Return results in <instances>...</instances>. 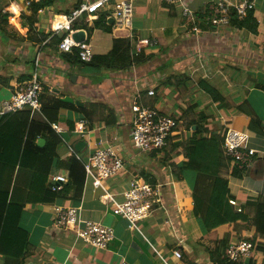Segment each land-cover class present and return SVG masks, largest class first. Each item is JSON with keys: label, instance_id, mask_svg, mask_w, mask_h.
Segmentation results:
<instances>
[{"label": "crops", "instance_id": "0c3cea01", "mask_svg": "<svg viewBox=\"0 0 264 264\" xmlns=\"http://www.w3.org/2000/svg\"><path fill=\"white\" fill-rule=\"evenodd\" d=\"M78 1L55 0L45 7L39 13L32 35L48 34L47 27L53 19L71 11ZM218 1L186 0L193 11L189 16L184 15L182 6L167 4L165 0H134L136 14H142L144 24L140 33L133 28L132 38L113 28L111 32L94 29L90 36L84 29L93 57L108 54L119 38L129 39L137 52L139 38L156 41L142 48L152 57L120 70L70 63L58 46L49 44L50 40L45 44L46 40L41 44L32 42L27 39L29 27L24 19L31 15L27 1L0 0V13L4 15L0 18V105L11 98L17 84L31 76L39 53L41 103L43 107L45 104L48 117L55 118L62 128V132H57L63 140L57 147L58 157L66 161L76 153L85 163L95 150L112 144L123 158L124 168L104 182L108 191L121 201L122 191L131 179L140 177L159 185L161 192L160 203L140 222V229L135 230L113 213L112 203L104 197L105 189L95 187L93 178L87 174L79 202L66 198L32 203L27 197L35 171L50 169L48 182L54 175H64L65 183L69 179L68 171L55 169L57 159L49 167L48 159L43 160L36 153L28 160L23 147L28 132L27 112L8 117L0 123V175H9L12 180L6 184L0 182V190H9L10 201L23 204L19 227L28 233L31 251L25 264H213L208 249L215 246L216 233L203 234L193 213L194 186L198 187L203 177L199 176L197 181L190 174L179 179L172 172V165L186 160L183 154L177 155L171 149L190 137L191 132L180 126L184 124L183 111L190 105L195 106V113L205 111L210 115L208 127L217 129L221 136L227 126L247 133L248 146L256 150L241 178L230 174L234 165L231 164L228 180L236 207L264 196V135L251 130L250 117L235 107L246 100L264 122V0L256 4L255 17L259 21L256 34L231 27L230 15L228 24H214L210 9ZM157 47L158 50L147 51ZM201 79L230 96L234 105L229 107L225 103L219 107L212 102L198 85ZM64 97L74 101L65 102ZM137 98L142 104L159 108L177 119L167 147L144 153L134 148L130 133ZM55 100L58 108L52 106ZM27 110L31 111V118L46 119L44 112ZM81 118L88 121L84 135L75 131ZM36 142L45 144L43 137ZM21 161L29 167H22ZM72 205L79 208L82 221L92 220L113 228L114 239L108 248H93L74 230L55 226V207ZM253 234L251 227L242 229L238 235L252 238ZM176 248L182 251L180 261L173 256ZM5 261V256L0 254V264ZM257 263L264 264V258L257 256Z\"/></svg>", "mask_w": 264, "mask_h": 264}, {"label": "trees", "instance_id": "16d2710c", "mask_svg": "<svg viewBox=\"0 0 264 264\" xmlns=\"http://www.w3.org/2000/svg\"><path fill=\"white\" fill-rule=\"evenodd\" d=\"M26 1V5L31 12L29 16L23 15L25 17L23 18L26 20V26L28 25L29 27L27 39L41 44L50 37L51 33L37 32L38 34L34 36L32 35V33H35L33 26L38 21L40 11L52 5L55 0ZM2 16L4 15L0 13V18ZM230 26L245 29L254 34L258 33L259 21L255 17V10L249 11L243 18H239L232 11L230 13ZM74 27L76 29L87 30L89 36L97 28L109 32L112 31V24L107 18L106 12L101 13L97 20H92L87 23L81 20L75 23ZM61 38L62 36L55 35L50 38L49 44L55 45L57 48ZM61 53L64 59L70 63L82 64L92 68L103 66L108 69L120 70L141 64L153 56V54H145L142 50L139 52L134 51L132 42L125 38L116 39L113 49L108 54L96 55L88 62L80 59L78 48H74L70 52ZM198 85L209 95L212 102L217 103L219 107H224L225 103L229 107L234 105L232 102L233 99L230 96L223 95L210 82L201 79ZM256 85L257 87L263 86ZM57 102L58 100H55L52 106L54 107L55 105L58 108ZM235 107L238 111L250 117L251 130L260 135H264V122L256 115L246 100L239 105L236 104ZM194 108V105H190L188 109L183 111L182 121H184L185 128L191 134L185 142H178L172 147L171 152H176L177 155L183 154L186 158L180 165H172L174 167H172V172L179 179L190 174H194L197 181L199 176L203 177L201 182L198 181L199 186H194L193 213L203 234L216 233L215 246L210 250L208 249L213 264H258L257 256L260 255L264 258V196L258 197L255 201H248L244 205H241L240 208L236 207L234 203L235 197L230 192L228 176L231 174L234 177L241 178L247 167L240 168L234 164L229 174L232 160L224 151L221 132L208 127L210 115L205 111L195 113ZM27 109L25 108L26 111L18 110L0 115V123H3L10 116L27 112L25 123L29 125L25 124L28 132L23 147L25 153H28V160L31 159L29 157H33L36 153L43 160L47 158L49 161L48 166L50 167L51 161L57 159L56 165L53 164L55 169H67L69 178L62 189L53 191L51 187L52 183L48 182L50 169L48 171L37 170L32 176L27 199L32 203H50L57 199L66 198H71L75 202H79L86 178L84 163L75 155H72L66 161L58 157L57 147L63 143V140L51 127L50 122H55L56 119L48 117L45 112V104L44 107L42 105V112H44L46 119L31 118V111ZM40 137L44 138V145L36 142ZM1 156L2 153H0ZM20 165L24 167L27 163L25 164L21 161ZM11 180L12 178L9 175H0L1 183L6 184L11 182ZM71 192H73V195H70ZM22 210L23 204L10 201L9 190H0V254L5 256V264H25L26 259L31 255L28 233L19 227V217ZM244 225L248 228L254 227V234L250 240L253 243L255 256L253 255L245 263L229 262L226 256L228 242L231 239H237L239 229ZM191 264L194 263L192 262Z\"/></svg>", "mask_w": 264, "mask_h": 264}, {"label": "built area", "instance_id": "2783aa9c", "mask_svg": "<svg viewBox=\"0 0 264 264\" xmlns=\"http://www.w3.org/2000/svg\"><path fill=\"white\" fill-rule=\"evenodd\" d=\"M169 4L183 7L184 15L191 16L192 9L186 0H165ZM258 0H219L211 5L210 15L214 24H228L229 15L234 11L239 18H243L249 11L256 10ZM8 10V9H7ZM5 12V11H4ZM106 12L107 18L112 19V28L123 31L129 38L133 37V21L135 4L134 0H81L71 11L57 15L47 27L50 37L44 44L55 35L62 36L58 43L60 52H70L74 48L79 49V57L82 61H90L93 57V49L84 29H76L75 23L84 20L86 22L97 20L101 13ZM85 32L84 38L77 41L73 36L77 31ZM149 38L137 40L138 52L143 47L155 43ZM42 82L40 78V54L35 58V68L31 76L16 85L9 100L0 105V115L16 112L25 108L42 113L41 103ZM153 94V91H149ZM88 121L79 119L75 131L84 135L87 131ZM178 121L175 117L163 113L159 108L142 104L137 98L133 106V120L131 127V141L134 148L139 152H148L154 149L167 147L169 139L176 129ZM56 132H62L58 122H50ZM223 148L231 158L232 163L240 168L248 167L256 154V150L248 146V135L245 132L225 127L223 129ZM74 152V151H73ZM75 153V152H74ZM77 158L79 156L74 154ZM86 174L93 178L95 187L105 189V199L113 205V213L122 218L131 230L140 229L142 220L149 217L155 206L161 201L159 185L149 183L140 177H133L129 186L122 191L123 200L108 191L104 182L119 174L124 168V160L112 144L102 146L90 154L84 163ZM67 181L64 175H54L51 178L52 190L62 189V184ZM55 226L59 229H72L76 235L87 245L96 249L108 248L114 239V230L111 226L104 225L92 220L82 221L79 217V208L72 206L55 207ZM251 238L231 239L226 248V256L229 262L245 263L254 255ZM173 256L176 260L182 259V251L174 249ZM171 264V263H166Z\"/></svg>", "mask_w": 264, "mask_h": 264}, {"label": "rangeland", "instance_id": "374dc122", "mask_svg": "<svg viewBox=\"0 0 264 264\" xmlns=\"http://www.w3.org/2000/svg\"><path fill=\"white\" fill-rule=\"evenodd\" d=\"M135 9H136V5H135ZM134 21H133V28L135 29V31L137 32V33H140V31H141V28H142V26H143V24H144V19H143V16H142V14H136V11L134 12ZM219 27V26H218ZM220 29H221V27H219ZM158 48L159 47H157V48H155V49H151V48H148V50L147 51H150V50H158ZM180 126H182V127H186V125H185V123L184 124H181ZM229 127H231V126H229ZM234 129V128H233ZM243 227H245V225L243 226ZM243 227H241L240 229H239V233H241V229H243ZM252 228H254V227H252ZM245 230H247V229H250V228H248V227H245L244 228ZM239 236V235H238ZM245 237H248L249 238V236H245ZM237 239L238 238H242V236H239V237H236ZM235 239V238H234ZM216 243V238H215V240H214V244Z\"/></svg>", "mask_w": 264, "mask_h": 264}, {"label": "water", "instance_id": "95a60500", "mask_svg": "<svg viewBox=\"0 0 264 264\" xmlns=\"http://www.w3.org/2000/svg\"><path fill=\"white\" fill-rule=\"evenodd\" d=\"M111 22H112V19L110 20ZM84 34H85V32L83 31V30H80V31H77L76 33H74V38L77 40V41H79V40H82L83 38H84ZM63 101H65V102H73L74 100L73 99H71L70 97H64L63 99H62ZM76 103L78 104V105H80V102L79 101H76ZM78 145V144H77ZM79 145H80V143H79Z\"/></svg>", "mask_w": 264, "mask_h": 264}]
</instances>
